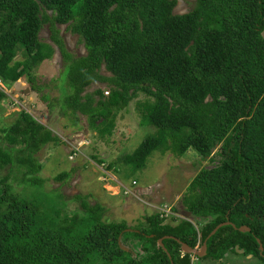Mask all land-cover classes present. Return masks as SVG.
Listing matches in <instances>:
<instances>
[{
    "label": "trees",
    "instance_id": "16d2710c",
    "mask_svg": "<svg viewBox=\"0 0 264 264\" xmlns=\"http://www.w3.org/2000/svg\"><path fill=\"white\" fill-rule=\"evenodd\" d=\"M176 4L0 0L2 85L9 88L28 76L39 91L35 70L56 47L72 90L63 99L65 109L88 117L100 136L112 134L116 111L140 92L148 96L139 103L141 125L157 132L122 157L126 175L144 169L156 151L185 156L194 149L204 160H218L217 167L199 171L182 199L185 211L203 220L201 230L185 219L167 221L158 212L146 217L143 230L126 221L103 222L105 208L86 202L83 216L72 218L62 216L64 203L53 205L51 217L61 226L48 225L41 205L21 197L5 177L0 181V264H192L182 244L201 250L225 222L236 229L224 226L209 238L205 258L222 261L242 252L264 264V0H195L183 15L174 13ZM46 22L51 43L39 38ZM62 25L81 38L86 55L75 57L66 49ZM95 82L107 84L108 96L103 89L86 93ZM7 97L0 89V107ZM5 133L11 150L0 147V168L12 165L23 171L25 181L44 183L34 179L43 170L36 155L60 138L26 111ZM69 177L63 172L55 179ZM85 219L95 222L85 224Z\"/></svg>",
    "mask_w": 264,
    "mask_h": 264
},
{
    "label": "rangeland",
    "instance_id": "374dc122",
    "mask_svg": "<svg viewBox=\"0 0 264 264\" xmlns=\"http://www.w3.org/2000/svg\"><path fill=\"white\" fill-rule=\"evenodd\" d=\"M194 4L195 0H177L174 13L186 14L192 10ZM58 29L66 49L71 54L75 57L86 55L85 44L78 35L68 30L67 25L58 26ZM51 35L50 24L46 22L39 38L51 43ZM55 49V55L42 62L35 70L39 91L29 84L28 76H24L9 88L0 83V89L8 96L0 107L1 148L11 150L8 133H5V130L18 119L22 111L30 113L61 140L60 143H49L36 155L37 163L43 166V170L34 179L42 178L44 183L25 181L23 171H18L12 165L0 168V181L8 178V183L16 193L40 204L43 222L48 225L61 226V221L51 216L54 211L53 205L60 206L62 203L64 206H60L61 214L62 216L66 214L69 218L75 214L83 216L84 202L91 206L100 203L105 208L101 221L109 223L126 221L130 227H136L137 230H143L148 226L146 217L157 213L163 206L171 207L177 216L183 218L187 212L182 199L190 183L202 169L217 167L218 160L213 161L210 158L204 160L194 149L188 151L185 156L156 151L148 158L144 169L126 175L127 168L121 162L122 157L132 154L147 136L157 132V128L150 124L141 125L139 103L147 100L148 96L140 92L128 107L116 111L112 134L100 136L97 130L90 128L88 117L80 114H77V117L73 116L65 109L63 99L72 90L68 83V70L60 51L56 47ZM102 73L111 76L105 69ZM97 89H103L105 96H108L107 84L99 82L89 86L86 93H92ZM102 122L103 118L97 120L98 128L103 127ZM73 142L84 144V148H81L79 155L71 160L70 147ZM13 148L17 150L21 146ZM99 160H102V163H99ZM109 165L114 167L110 169ZM63 172L70 173V177L63 181L56 180L55 178ZM123 186L131 187L137 196L124 195ZM86 195L90 196L88 200L77 199V196ZM145 204L148 207L149 204L155 207L146 209ZM189 215V220L186 221L196 230H201L203 220L191 213ZM93 222L95 221L85 219L83 223ZM192 264H262V262L253 256L229 253L222 261L205 256L193 257Z\"/></svg>",
    "mask_w": 264,
    "mask_h": 264
},
{
    "label": "water",
    "instance_id": "95a60500",
    "mask_svg": "<svg viewBox=\"0 0 264 264\" xmlns=\"http://www.w3.org/2000/svg\"><path fill=\"white\" fill-rule=\"evenodd\" d=\"M189 214H190V213H188V212L186 213V215L184 216V219H185V220H189V216H190ZM228 225H232V226L236 229L235 225L232 224L231 222H225V223H222V224H220L219 226H217V227L215 228V230L209 235L208 239L211 238L213 235H215L216 232H217L220 228H222V227H224V226H228ZM238 230L241 231V232H249V231H250V229H249L248 227H240ZM167 238H173V237H167ZM208 239H207V240H208ZM176 240H177L178 243L182 244V242H181L180 240H178V239H176ZM207 240L205 241V243H204V245L202 246L201 250H198L197 248H191V247L188 246L187 244H182V249H183L184 252H186L187 254L191 255L192 257L203 258L204 256L207 255ZM258 242L260 243V241H258ZM159 245L162 246L163 249L167 252V250H166V249L164 248V246H163V239H160V240H159ZM122 248H123L124 250H127V249H126L125 247H123V246H122ZM236 251H238V247H236ZM260 251H261V253L263 252V246L261 245V243H260ZM238 252H239V251H238ZM240 253H242V252H240ZM168 256H169V258H171L169 254H168Z\"/></svg>",
    "mask_w": 264,
    "mask_h": 264
},
{
    "label": "built area",
    "instance_id": "2783aa9c",
    "mask_svg": "<svg viewBox=\"0 0 264 264\" xmlns=\"http://www.w3.org/2000/svg\"><path fill=\"white\" fill-rule=\"evenodd\" d=\"M64 140V139H63ZM86 143V142H84ZM84 144L82 143H76V142H73L71 143V147H70V159L73 160L75 159V157H77L80 153V149L81 148H84L83 146ZM134 184H136V182H134ZM123 190H124V194L127 196L131 195V196H134L136 197L137 195H135V192L132 191L131 187H128V186H123ZM146 205V204H145ZM147 206V205H146ZM148 207V206H147ZM149 207H155L153 206L152 204H149ZM158 213H161V215L163 217L166 218L167 221H169L171 218H174V217H178L180 219H184V217H180V216H177L174 212H173V209L171 207H168V206H163V208H160V210L158 211Z\"/></svg>",
    "mask_w": 264,
    "mask_h": 264
},
{
    "label": "crops",
    "instance_id": "0c3cea01",
    "mask_svg": "<svg viewBox=\"0 0 264 264\" xmlns=\"http://www.w3.org/2000/svg\"><path fill=\"white\" fill-rule=\"evenodd\" d=\"M146 207V209H148L149 207H147V206H145Z\"/></svg>",
    "mask_w": 264,
    "mask_h": 264
},
{
    "label": "clouds",
    "instance_id": "9594fccd",
    "mask_svg": "<svg viewBox=\"0 0 264 264\" xmlns=\"http://www.w3.org/2000/svg\"><path fill=\"white\" fill-rule=\"evenodd\" d=\"M193 258V257H192Z\"/></svg>",
    "mask_w": 264,
    "mask_h": 264
}]
</instances>
